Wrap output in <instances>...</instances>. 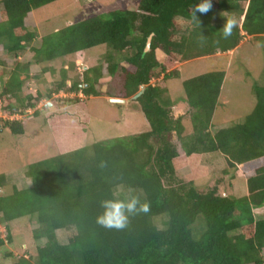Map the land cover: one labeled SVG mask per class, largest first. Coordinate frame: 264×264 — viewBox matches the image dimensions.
Returning a JSON list of instances; mask_svg holds the SVG:
<instances>
[{"label":"trees","instance_id":"trees-1","mask_svg":"<svg viewBox=\"0 0 264 264\" xmlns=\"http://www.w3.org/2000/svg\"><path fill=\"white\" fill-rule=\"evenodd\" d=\"M53 1L0 0V111L25 114L32 108V116L43 114L59 148L57 155L30 164L31 185L0 192V250L14 246L11 222L29 217L39 224L34 246L26 245L21 256L1 253L0 264H264V217L256 215L264 208V84L254 85L256 103L244 120L216 132L226 71L184 80L186 110L174 106L168 86L187 60L236 51L246 36L264 40V0H211L210 12L196 14L200 24L191 18L200 0H139L135 9L90 16L38 42L34 10ZM225 13L238 20L228 39L220 35ZM103 44L108 52L91 74L65 58ZM60 58V78L30 92V80L37 86L42 74H57ZM35 65L41 73L33 72ZM106 77L114 89L106 95L136 101L150 128L88 147V99L105 94L97 85ZM61 91L75 96L53 97ZM45 98L53 105L38 109ZM26 120L1 117L0 131L23 134ZM210 155L221 158L225 172L244 178V195L197 184ZM187 168L192 174L181 177ZM6 183L0 175L1 190ZM120 188H133L151 211L130 217L123 230L101 227L100 201Z\"/></svg>","mask_w":264,"mask_h":264},{"label":"rangeland","instance_id":"rangeland-1","mask_svg":"<svg viewBox=\"0 0 264 264\" xmlns=\"http://www.w3.org/2000/svg\"><path fill=\"white\" fill-rule=\"evenodd\" d=\"M139 0H55L34 10L32 25L37 26L38 38L41 41L43 35L57 31L71 23L81 21L90 16L100 15L109 17L116 9H135ZM217 26V24H215ZM108 48L105 44L78 51L65 57L68 63L78 62V71L82 72L87 68V73H93L94 67H100L106 57ZM231 53L228 58L225 55ZM164 53L161 52V57ZM20 60V59H19ZM71 61V62H70ZM83 66H81V65ZM57 74L52 71L49 74H42V84L30 80L29 90L36 93L37 87L45 89L50 86L48 83L60 78V71L63 60L57 59L55 62ZM180 70V77L171 78L168 81L170 89L169 96L174 100V106L178 109L186 110L188 105L185 98L183 81L191 77L204 74L210 71H226V80L221 96V103L214 115L213 132L233 126L241 121L253 110L256 103L254 85L264 84V40L252 42L250 37L243 40L238 50H231L228 53L214 55L212 57H201L190 61H185ZM97 69V68H96ZM33 72L41 73V67L35 65ZM75 71L69 70V76L73 77ZM158 79H154L155 83ZM109 77L102 79V85H97V89L105 94L91 96L88 99V114L90 123L85 139V145L90 147L94 142L124 135L138 134L149 130V123L143 114L140 105L136 101L129 99L126 103H113L106 93L114 92L108 85ZM0 80V85L3 84ZM44 83V84H43ZM106 84V85H105ZM109 91V92H108ZM71 92L61 91L53 97L70 99ZM82 98L85 96L79 93ZM72 96V97H70ZM85 98H87L85 96ZM52 100V99H51ZM49 98L42 100L37 108L42 109L46 104L52 106ZM33 109L29 114L35 112ZM26 131L23 134H13L10 129L0 131V175L6 176L7 183L0 189V192L11 193V188L15 185L23 188L31 185V178L27 175L30 164L58 154V146L52 128L45 122L44 115H29L26 117ZM185 122L189 124L186 117ZM1 123V122H0ZM204 176L196 180L197 184L205 189L218 186L223 194L242 196L246 193L245 180L235 171L225 172L223 161L217 155L206 156L203 161ZM192 174L191 168L181 172V177H188ZM122 189V188H120ZM256 215L264 217V208H258ZM37 221H32L29 217H22L11 222L14 238V246L5 245L0 250L1 253L14 250L15 255L24 254L26 245L34 246L33 229L38 227ZM3 236L6 235L5 226H1ZM62 241L65 239L63 230L58 231Z\"/></svg>","mask_w":264,"mask_h":264},{"label":"clouds","instance_id":"clouds-1","mask_svg":"<svg viewBox=\"0 0 264 264\" xmlns=\"http://www.w3.org/2000/svg\"><path fill=\"white\" fill-rule=\"evenodd\" d=\"M211 9V0H200L193 7L191 18L200 24L196 14L206 15ZM223 16L226 19L220 35L223 39H228L232 36L233 30L238 27V20L234 15L225 13ZM122 193L123 198H121ZM100 207L102 211L97 214L96 223L101 227L116 230L125 229L130 222V217L140 214L146 215L151 211L150 203L147 200H141L133 188H128L126 192L123 189L113 192L111 198L100 201Z\"/></svg>","mask_w":264,"mask_h":264},{"label":"built area","instance_id":"built-area-1","mask_svg":"<svg viewBox=\"0 0 264 264\" xmlns=\"http://www.w3.org/2000/svg\"><path fill=\"white\" fill-rule=\"evenodd\" d=\"M71 95L73 96L74 93ZM72 96H70V97H72ZM32 110H33L32 108L27 109L25 114H21L19 112H6V113H4V112L0 111V118L2 117V118L7 119V120H16V119L22 120V119H25L27 116L31 115L32 113H34V112H32L31 114H29Z\"/></svg>","mask_w":264,"mask_h":264},{"label":"water","instance_id":"water-1","mask_svg":"<svg viewBox=\"0 0 264 264\" xmlns=\"http://www.w3.org/2000/svg\"><path fill=\"white\" fill-rule=\"evenodd\" d=\"M144 87H142L143 89ZM141 92H139L137 95H135L133 98H137L138 95L140 94ZM110 101L113 102V103H126L127 102V99L126 98H119V97H111L110 98Z\"/></svg>","mask_w":264,"mask_h":264},{"label":"crops","instance_id":"crops-1","mask_svg":"<svg viewBox=\"0 0 264 264\" xmlns=\"http://www.w3.org/2000/svg\"><path fill=\"white\" fill-rule=\"evenodd\" d=\"M220 54H222V53H217V54H215V55L217 56V55H220ZM212 56H214V55H212ZM212 56H210V57H212ZM196 59H197V58H196ZM191 60H193V59H191ZM188 61H190V60H188ZM67 66H68V65H66V67H67ZM182 66H183V65H181L180 68H181ZM68 81H69V80H68ZM101 81H102V79L100 80V85H102V84L105 83V82L102 83ZM111 97H115L114 94L108 96L109 99H110ZM126 99H127V101L129 100L128 98H126Z\"/></svg>","mask_w":264,"mask_h":264}]
</instances>
